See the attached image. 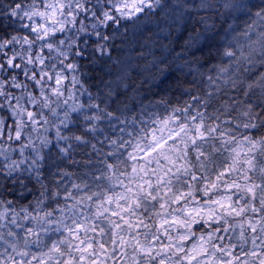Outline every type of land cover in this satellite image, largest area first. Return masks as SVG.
Segmentation results:
<instances>
[{
    "label": "clouds",
    "instance_id": "clouds-1",
    "mask_svg": "<svg viewBox=\"0 0 264 264\" xmlns=\"http://www.w3.org/2000/svg\"><path fill=\"white\" fill-rule=\"evenodd\" d=\"M0 264H264V0H0Z\"/></svg>",
    "mask_w": 264,
    "mask_h": 264
}]
</instances>
